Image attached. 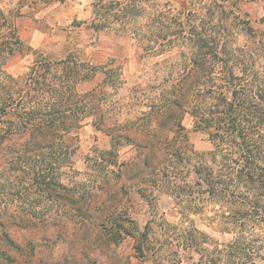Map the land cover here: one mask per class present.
<instances>
[{
    "label": "trees",
    "instance_id": "obj_1",
    "mask_svg": "<svg viewBox=\"0 0 264 264\" xmlns=\"http://www.w3.org/2000/svg\"><path fill=\"white\" fill-rule=\"evenodd\" d=\"M191 1L177 12L153 0L93 1L94 30L147 28L151 35L143 47L165 56L157 62V115L141 119V138L138 130L131 133L112 121L111 90L123 83L112 64L36 51L29 70L16 77L5 65L22 41L14 25L8 36L0 35V264L13 262L10 251L21 247L10 224L68 229L74 219L79 228H97L104 244L135 238L141 262L183 264L187 253L196 264L264 263V30L246 19L248 40L240 43L233 28L241 14L230 0ZM176 49L180 69L170 73L166 54ZM186 113L209 133L213 150L196 152L183 124ZM90 118L113 146L89 158L93 185L86 195L63 177L73 168L81 129ZM125 143L139 149L127 163L119 160ZM129 171L134 185L141 177L144 185L170 194L180 222L153 215L141 227L118 212ZM31 195L56 212L38 215L29 205ZM192 215L206 216L232 238L221 242Z\"/></svg>",
    "mask_w": 264,
    "mask_h": 264
},
{
    "label": "rangeland",
    "instance_id": "obj_2",
    "mask_svg": "<svg viewBox=\"0 0 264 264\" xmlns=\"http://www.w3.org/2000/svg\"><path fill=\"white\" fill-rule=\"evenodd\" d=\"M93 1L0 0V35L8 36L14 25L23 44L19 53L8 59L5 70L16 77L24 75L33 64L36 51L55 58L75 53L94 64L109 62L122 74L123 81L119 91L111 90L109 112L114 117L112 121L117 120L119 124H123L124 130L131 133H134L131 130H138L141 138L145 135L139 130L141 119L149 115L152 120L157 115L158 78L161 72V65L157 62L165 56L155 57L150 46L143 47L147 38L145 36L151 35L147 28L132 26L127 32L121 33L112 29L94 30L91 27L94 17ZM153 1L161 5L168 2L174 12L183 9V2L187 6L192 2ZM230 5L236 14H241V18L234 20L233 28L238 42L248 40V35L243 31V21L246 19L256 30H264V0H230ZM166 55L168 61L164 64L165 67L170 73H177L176 70L180 69L177 64L179 50ZM133 122L136 123L133 125ZM183 124L196 152L214 149L209 133L197 129L190 114H185ZM112 146L110 135L104 129H98L94 119H88L80 132L79 149L74 155L73 168L67 169L64 182L69 186H77L76 190L83 194L89 192L93 185L90 181L93 171L90 170L89 158L111 149ZM138 152L139 149L125 143L119 149V160L130 162L138 157ZM133 178L134 174L130 171L124 176L126 191L123 190L118 197V212L128 214L141 227L153 215H162L171 222H180V215L170 194L151 185H144L141 177L134 185L131 181ZM115 180L116 178L113 183ZM146 186L147 190L142 191L141 188L145 189ZM13 197L15 196L11 195V199ZM1 201L2 197L0 203ZM38 201L35 195L30 196L29 205L35 206L34 210L38 215L56 212L57 208L49 206L47 201L41 203V206L37 205ZM50 208L52 209L49 210ZM192 217L200 229L221 242L232 238V235L219 231L217 224L206 216ZM71 221L68 229H60L61 224L44 223L32 227L10 224V233L21 247L10 251L14 261L7 264H154L152 259L145 262L139 260L135 238L129 236L120 244H104L96 238L97 228H79L75 219ZM195 259L196 257L193 259L186 253L183 255V264H196Z\"/></svg>",
    "mask_w": 264,
    "mask_h": 264
}]
</instances>
